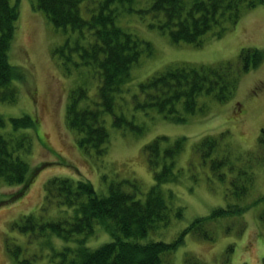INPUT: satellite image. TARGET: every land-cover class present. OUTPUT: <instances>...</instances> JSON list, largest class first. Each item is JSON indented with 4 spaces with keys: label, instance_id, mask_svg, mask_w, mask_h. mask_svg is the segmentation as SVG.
<instances>
[{
    "label": "rangeland",
    "instance_id": "1",
    "mask_svg": "<svg viewBox=\"0 0 264 264\" xmlns=\"http://www.w3.org/2000/svg\"><path fill=\"white\" fill-rule=\"evenodd\" d=\"M152 1L114 4L116 22L150 47L144 43L124 90L116 94L114 113H104L110 137L107 151L100 155L78 144L79 135L68 125L65 115L70 91L77 84L86 85L90 98L98 99L97 72L61 59L60 48L68 39L73 42L76 32L55 26L46 12L33 7L32 0L18 1L20 16L9 59L23 77L16 82L17 97L0 101V114L5 117L7 129L11 128V117L30 114L36 118V126L25 130L31 144L21 152L32 167L41 166L34 181L19 194L21 185L0 179V198L1 194L17 193L0 204V264H18L16 257L33 254L36 264H57L58 257L52 256L55 250L77 246L75 237L79 235L65 240L48 230L39 234L38 229L34 234L20 227L28 212L49 220L73 211L64 206L52 207L50 202L41 207L46 204L44 183L50 177L89 180L100 195L108 194L112 180L136 179L139 196L145 199L154 184V173L148 165L144 145L158 135L170 139L184 135L187 142L176 161L177 178L163 184L175 197L171 220L168 225L159 226L150 238L175 239L194 218L220 205L247 206L243 213L212 221L213 239L188 233L184 243L166 255L164 264H264V222L260 219L264 210V200H260L264 195V143L259 139L264 127V60L257 67L240 72L238 85L228 99L218 100L211 94L200 93L195 112L184 114L187 121L175 120L173 116L178 113L166 116L156 107L142 109L134 103L135 94L143 98L140 82L169 65L229 61L239 67V52L243 47L264 48V4L246 9L240 21L221 36L210 30L203 36V43L195 45L184 40L174 41L170 32L161 28V20L150 10ZM64 51L67 53V49ZM72 54L79 60L75 51ZM116 115H123L128 122L116 125ZM132 123L142 130L138 132ZM221 131L226 134L221 135ZM205 135L220 139L214 154L216 160L229 154L236 169L240 166L248 169L251 179L244 182V192L235 189L240 195L232 191L227 180L220 181L213 176L210 165L203 162L206 156L200 160L201 152L194 147ZM15 137L17 140L18 135ZM174 205L182 206L181 217L176 216ZM110 238L98 225L96 232L86 237V245L95 247ZM14 245L22 248L18 256L12 252Z\"/></svg>",
    "mask_w": 264,
    "mask_h": 264
},
{
    "label": "trees",
    "instance_id": "2",
    "mask_svg": "<svg viewBox=\"0 0 264 264\" xmlns=\"http://www.w3.org/2000/svg\"><path fill=\"white\" fill-rule=\"evenodd\" d=\"M18 1L0 0V101H11L17 97L16 82L23 77L18 66L9 59L20 16ZM127 1L131 0H32L33 7L46 12L55 26L76 32L73 42L68 39L60 48V58L64 62L73 61L76 66L90 67L89 70L98 74V99L90 98L86 85L77 84L70 91L65 114L68 125L79 135L78 144L98 155L107 151L110 137L104 113H114L116 94L124 90L131 67L138 61L144 43L150 47L149 43L116 22L114 4ZM260 4H264V0H153L150 10L161 20V28L168 30L174 41L184 40L201 45L208 31L221 36L240 21L246 9ZM73 51L78 54L79 60L74 59ZM239 60V67L229 61L169 65L140 82L143 98L134 95L135 107H156L166 116L178 113L173 116L175 120L187 121L184 114L195 112L200 93L211 94L218 100L228 99L238 85L240 72L257 67L264 60V48L243 47ZM4 118L0 114V179L21 185L17 191L19 194L34 181L41 166L32 167L21 152L31 144L25 130L35 127L37 121L30 114L11 117V128L7 129ZM115 119L118 126L128 122L123 115H116ZM132 125L138 132L142 130L141 126ZM20 130L21 133L16 134ZM224 133L220 132L221 135ZM259 139L264 143V127ZM219 141V137L205 135L194 149L201 152L198 153L200 160L207 157L203 162L210 165L213 176L220 181L227 180L232 191L240 195L242 190L244 192V182L250 180L251 175H247L248 169L243 166L236 169L229 154L217 160L214 158ZM186 142L187 136L184 135L175 139L158 135L144 145L148 165L154 173V184L145 199L139 196L140 186L136 179L112 180L108 194L100 195L89 180L62 176L48 178L44 183L46 204L41 207L50 202L52 207L64 206L73 208V211L59 219L49 220L28 212L21 220L22 231L29 230L34 234L38 229L39 234L50 231L65 240L79 235L75 237L78 242L76 247L68 245L52 253L53 257H58L57 264H164L166 255L182 245L188 233L213 239L212 221L225 215L243 213L247 206L228 204L214 207L209 213L194 218L172 240L149 237L159 226L168 225L171 220L175 197L172 190L165 189L163 184L177 178L176 161ZM235 189L241 192L238 194ZM17 193L1 194L0 204ZM260 200H264V195ZM174 207L176 216L181 217L182 206ZM260 219L264 222V210ZM98 225L111 238L89 247L86 237L94 234ZM21 251L20 245L12 248L15 256ZM73 252L74 256H71ZM190 257L188 255L187 259ZM16 258L18 264H36L35 254Z\"/></svg>",
    "mask_w": 264,
    "mask_h": 264
}]
</instances>
